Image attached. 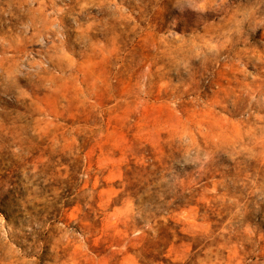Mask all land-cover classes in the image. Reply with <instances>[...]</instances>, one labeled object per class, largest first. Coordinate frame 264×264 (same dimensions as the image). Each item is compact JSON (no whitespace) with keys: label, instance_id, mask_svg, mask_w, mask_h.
I'll use <instances>...</instances> for the list:
<instances>
[{"label":"rangeland","instance_id":"1","mask_svg":"<svg viewBox=\"0 0 264 264\" xmlns=\"http://www.w3.org/2000/svg\"><path fill=\"white\" fill-rule=\"evenodd\" d=\"M0 264H264V0H0Z\"/></svg>","mask_w":264,"mask_h":264}]
</instances>
